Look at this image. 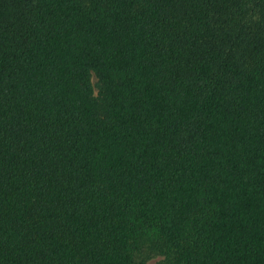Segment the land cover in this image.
Segmentation results:
<instances>
[{
    "label": "trees",
    "instance_id": "obj_1",
    "mask_svg": "<svg viewBox=\"0 0 264 264\" xmlns=\"http://www.w3.org/2000/svg\"><path fill=\"white\" fill-rule=\"evenodd\" d=\"M147 240L264 264V0H0V264Z\"/></svg>",
    "mask_w": 264,
    "mask_h": 264
},
{
    "label": "rangeland",
    "instance_id": "obj_2",
    "mask_svg": "<svg viewBox=\"0 0 264 264\" xmlns=\"http://www.w3.org/2000/svg\"><path fill=\"white\" fill-rule=\"evenodd\" d=\"M91 80L94 85V93L96 94V79L93 75L91 77ZM153 243L156 246L150 249V247L153 246ZM135 257L138 260L143 259L144 264H184L177 253H175L174 251H169L166 248L157 245L156 242L151 240L143 242L140 249L135 253Z\"/></svg>",
    "mask_w": 264,
    "mask_h": 264
}]
</instances>
